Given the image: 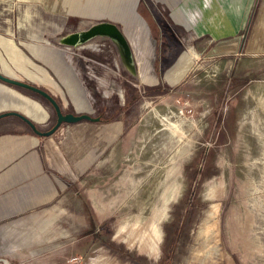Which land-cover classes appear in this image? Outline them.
<instances>
[{"label": "rangeland", "instance_id": "1", "mask_svg": "<svg viewBox=\"0 0 264 264\" xmlns=\"http://www.w3.org/2000/svg\"><path fill=\"white\" fill-rule=\"evenodd\" d=\"M119 1L111 2V11L95 8L84 18L32 10L25 21L20 11L24 5L0 0V69L6 66L13 76L0 75L41 89L62 111L102 115L105 121L96 125L106 126L109 144L98 161H92L87 148L82 150V163L77 164L83 175L77 185L102 223L93 221L97 232L85 233L87 221L81 213L48 209L49 203L37 200L24 214L5 222L25 218L16 222L34 228L36 241L20 246L0 236V264H156L165 229L172 225V232L178 226L187 206L194 215L189 227H181L179 244L169 257L174 264H264V51L250 53L246 47L255 30L252 25H257L255 0H244L241 8L232 5L226 12H218L217 6L211 10V0H200L201 10L186 11L187 20L174 26L177 45L169 53H164L149 16L137 17L144 29L130 22L120 26L119 14L130 12L129 4L138 0H124L126 9L115 8ZM156 14L171 23L176 19L165 8ZM226 15L238 26L228 21L224 28ZM100 22H111L126 33L135 76L106 38L96 37L77 48L61 45L65 35ZM223 28L236 31L235 53L214 57L209 49ZM142 31L144 47L136 38ZM31 35L40 38L34 44L43 49L63 51L62 61L52 65L32 58L21 44L33 43ZM260 39L264 42V35ZM4 43L46 74L32 80L16 71ZM180 52L192 56L180 78L168 80L166 70ZM162 58L166 62L161 79L168 91L152 95L145 88L147 94H141L142 87L156 82L154 68ZM0 86L38 103L36 122L45 124L50 107L43 100ZM0 101L14 100L2 95ZM213 111L219 120L214 130ZM7 112L25 116L12 108L0 110V115ZM66 127L73 126L60 129ZM35 148L44 152L39 144ZM207 151V168L199 178L202 162L196 156ZM12 246L14 252L3 253Z\"/></svg>", "mask_w": 264, "mask_h": 264}, {"label": "crops", "instance_id": "2", "mask_svg": "<svg viewBox=\"0 0 264 264\" xmlns=\"http://www.w3.org/2000/svg\"><path fill=\"white\" fill-rule=\"evenodd\" d=\"M10 1L16 6L24 5L20 11L25 21L30 19L32 10L56 15L66 13L74 18H84L89 11L92 12L95 8L102 9L103 11H111L114 7L113 3H111L114 0ZM123 1H119V5H116L115 8L122 7ZM199 1L144 0L143 2L142 0H138L134 4H129L128 11L130 12H121L119 14L117 22L122 28L128 26V22H130L129 26L143 28L137 18L140 17L142 19L140 13L148 16L150 13H159V10L165 8L169 12L172 11L173 14L176 12L174 14L176 19L173 18L174 21L172 24L174 26H181L187 20V17H185L186 11L193 9L201 10ZM243 1L211 0L210 8L212 10L213 7L217 6L216 10L218 12H226L228 8H232V5L237 6V9L239 7L241 8ZM253 3L256 7V10L253 9V11L257 15V25H252L255 30L249 34L250 39L246 47L250 53H261L264 51V42L260 39L264 35L262 30L264 28V0H255ZM155 5L160 6L154 7ZM123 9L126 8L123 6ZM181 11L184 17L181 15ZM228 21H230L231 26L233 23L235 26L237 25L231 15L230 18L226 15V18H224V28L228 25ZM18 24L21 25L20 22ZM224 28L223 30H219L222 32V35H216L217 39L213 41L209 49L214 57H228L235 53V44H237L235 41L238 40L236 31H225ZM140 33V37L136 38L139 39V46L144 47L146 34L145 31ZM123 34L127 36L125 32ZM191 35H194V33ZM29 38L33 43L21 44L32 58L38 61H46L52 65H57L62 61L63 51H55L49 48L43 49L40 45L34 44L41 42L37 35H31ZM3 50L5 51V55L10 59L13 68L25 77L32 80H39L38 75L46 74L43 68L34 65L18 49L10 46L8 43H4ZM181 54L180 52L175 62L166 70L167 72L170 70L166 75L168 80L177 81L185 69L186 61L192 56L189 53ZM176 60H178L177 63ZM28 68L36 72L30 71ZM0 71L4 75L13 76L4 65L1 66ZM64 83L68 84L67 81H64ZM0 87H2L0 88V96L9 95L14 100L13 102L0 101V110L12 108L27 116L25 117L18 113L15 114V112H7L0 115V236L3 235V237L10 238L12 239V243L16 241L20 246H27L29 243H34L37 237L36 230L29 228L26 222H16L25 218L16 219L8 223L5 222L24 214L33 207L37 200H43L44 202H41V204L49 203L48 209L66 210L72 214L74 212L81 213L83 219L87 222L92 219V222L100 223L96 220L97 218L93 213L87 195L77 185V179H82L83 177L82 171L77 164L82 163L80 159L81 153L86 148L92 161H98L100 158L105 157L104 155L109 145L105 136L107 132L104 130L106 126L86 125L83 123V125L80 124L78 127L59 128L48 138H39L27 131L22 119L24 120L30 117L35 121H39L41 106L35 101L19 96L10 89L3 86ZM76 108L82 109L83 107ZM13 128L18 132H15ZM71 128H74L75 132ZM19 134L21 136H18ZM37 144L39 146L41 145L44 151L42 154L39 149L35 148ZM43 158L45 161H48L45 162ZM87 222L86 224H88ZM86 224L84 223L83 225ZM15 249L12 246V248L3 251V253H12Z\"/></svg>", "mask_w": 264, "mask_h": 264}, {"label": "trees", "instance_id": "3", "mask_svg": "<svg viewBox=\"0 0 264 264\" xmlns=\"http://www.w3.org/2000/svg\"><path fill=\"white\" fill-rule=\"evenodd\" d=\"M141 4V2H140ZM150 17V27L151 28H155L158 32L159 38L162 41L163 44V51L164 53H169L172 50H174V48L176 47V42L177 39L175 38V35L173 34V30H174V25L167 21L166 19H163L160 14H154V13H150L148 15ZM165 59L162 58L161 60H157V65L155 64V72H156V82L153 85H148V86H144L141 89V94L146 95L148 90H151L152 95L153 94H160V93H164L165 91H168V86L164 83V81L161 79V71L160 70L162 68V66L165 63ZM238 81H232V85H235ZM6 85V84H5ZM145 88H148V90H145ZM223 87L219 90L222 91ZM132 94H135V96H139L140 92H137V90L133 89ZM212 120L210 121V127L211 129H216V127H214V125L218 124V116L216 117V113L213 111L211 114ZM23 118V117H22ZM218 126V125H217ZM204 154V155H203ZM204 156V157H202ZM208 151L205 153H197L198 160L200 162H202V166H201V171L200 173H198L199 178L203 177V172H204V168L206 170L207 168V161H208ZM193 164H197V163H193ZM191 166V165H190ZM193 215H194V210L191 206H187L186 208H184V212L180 217V222L178 224V226H173V230L172 232H170V227L168 226V229H165L166 231L164 233H167V235L164 234L165 236V240L163 238L161 245H160V258L158 261H156V264H174L176 262L175 259H169L170 254L173 253V251H176V246L179 244V237H180V230L181 227L182 229L185 228L186 223H187V227H189L188 225L192 222L193 219ZM88 224H86L85 226L87 227V230L85 233H92L95 234L97 231L94 228V223L91 221V219L89 220V222H87ZM102 224V223H100ZM85 227V228H86ZM187 230V229H186ZM167 237L169 238V240L167 239Z\"/></svg>", "mask_w": 264, "mask_h": 264}, {"label": "flooded vegetation", "instance_id": "4", "mask_svg": "<svg viewBox=\"0 0 264 264\" xmlns=\"http://www.w3.org/2000/svg\"><path fill=\"white\" fill-rule=\"evenodd\" d=\"M16 82H17V85H12V84H6L0 81V83L9 85L10 87L14 89H18L23 94L29 97L33 98L35 96V97L40 98L46 103V105H48V107H50V110H47L48 114L46 115V122L42 126H40V124L34 121L33 119H29V118H25L24 120L22 119L23 123L25 124L27 128V131L39 138H48L49 136L54 134L62 125H72V126L78 127L80 124L83 125V123L86 125H96L100 123L101 121L103 122L105 121L102 115L98 116V113H96L97 115L90 116L89 113L88 114L87 113L74 114L69 111H62L59 105L57 104V102L51 96H49L51 99V101H49L38 93V91L43 92L41 91V89H38L36 87H33L23 82H18V81ZM80 116L85 117V119H75Z\"/></svg>", "mask_w": 264, "mask_h": 264}, {"label": "water", "instance_id": "5", "mask_svg": "<svg viewBox=\"0 0 264 264\" xmlns=\"http://www.w3.org/2000/svg\"><path fill=\"white\" fill-rule=\"evenodd\" d=\"M96 37H102V38L108 39L111 42V44H113V46L116 48L119 55L121 56L124 66L128 68L132 76H135L132 55L128 47V44L126 42V39L121 29H119L113 23L100 22V23L91 25L85 30L67 34L64 37H62L60 43L61 45L66 46V47L77 48ZM163 78H164V74H163ZM0 81L6 84L17 85L16 81H13L12 79H8L7 77H4V76H0ZM38 93L44 98H46L47 100L51 101L50 97L47 96L45 93L40 92V91H38ZM25 117L27 116L25 115ZM75 119H85V117L80 116Z\"/></svg>", "mask_w": 264, "mask_h": 264}, {"label": "bare ground", "instance_id": "6", "mask_svg": "<svg viewBox=\"0 0 264 264\" xmlns=\"http://www.w3.org/2000/svg\"><path fill=\"white\" fill-rule=\"evenodd\" d=\"M123 33V32H122ZM124 35V34H123Z\"/></svg>", "mask_w": 264, "mask_h": 264}]
</instances>
